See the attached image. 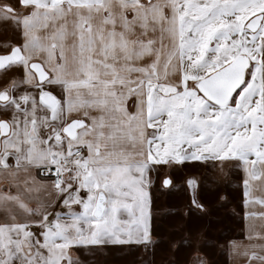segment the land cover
<instances>
[{"label":"snow or ice","instance_id":"snow-or-ice-1","mask_svg":"<svg viewBox=\"0 0 264 264\" xmlns=\"http://www.w3.org/2000/svg\"><path fill=\"white\" fill-rule=\"evenodd\" d=\"M0 31V264L147 249L187 162L236 173L230 259L264 264V0H0Z\"/></svg>","mask_w":264,"mask_h":264},{"label":"rangeland","instance_id":"rangeland-1","mask_svg":"<svg viewBox=\"0 0 264 264\" xmlns=\"http://www.w3.org/2000/svg\"><path fill=\"white\" fill-rule=\"evenodd\" d=\"M190 174L200 181L206 213L189 210L185 178ZM171 175L172 186L152 191L153 243L147 249L142 245L107 246L88 255V264H195L197 255L208 264H222L226 240L242 233L236 173L221 175L210 167L187 162Z\"/></svg>","mask_w":264,"mask_h":264},{"label":"crops","instance_id":"crops-1","mask_svg":"<svg viewBox=\"0 0 264 264\" xmlns=\"http://www.w3.org/2000/svg\"><path fill=\"white\" fill-rule=\"evenodd\" d=\"M9 35H10L9 32L0 31V40H3L4 38H6ZM244 227H245V222H244L243 215H242V233H241V235H239L237 237H235V236L229 237L226 240L225 247H224V251L222 253V264H232V260L230 259V254H229V251H228V248H227V244H228V242L230 240H233V239H241L242 238V234H243Z\"/></svg>","mask_w":264,"mask_h":264}]
</instances>
